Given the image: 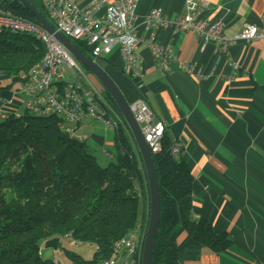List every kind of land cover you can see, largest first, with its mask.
Masks as SVG:
<instances>
[{"label":"crops","instance_id":"crops-1","mask_svg":"<svg viewBox=\"0 0 264 264\" xmlns=\"http://www.w3.org/2000/svg\"><path fill=\"white\" fill-rule=\"evenodd\" d=\"M204 1L208 8L203 18L221 21L227 38L244 25L264 28V0ZM151 10H162L171 19L180 17L185 0H137L134 25L141 38L137 51L141 77L125 70L117 52L102 58L107 64L102 70L128 106L137 99L145 101L154 118L164 123L168 139L182 144L180 156L193 177L192 216L226 233L234 244L217 255L178 228L179 264H264V40L237 42L222 56L211 44L201 50L191 33L140 29ZM151 41L173 50L175 59L166 70L154 62ZM3 81L0 75V120L20 115L23 105L20 85L10 82L15 89L10 97L1 91ZM84 140L92 149H101L103 157L113 158L104 150L114 146L113 131L92 122ZM142 187L146 193L144 178ZM145 200L143 220L148 216L146 195ZM96 251L92 244L53 237L41 243L39 253L51 264H87Z\"/></svg>","mask_w":264,"mask_h":264},{"label":"trees","instance_id":"trees-1","mask_svg":"<svg viewBox=\"0 0 264 264\" xmlns=\"http://www.w3.org/2000/svg\"><path fill=\"white\" fill-rule=\"evenodd\" d=\"M28 1L48 21L40 1ZM0 12L36 22L19 0H0ZM73 44L80 51L85 48ZM43 54L36 37L0 31V75L12 84H19L20 74L36 66ZM170 147L165 135L162 152L152 155L160 200L152 263L179 264L178 228L201 247L224 253L234 244L226 233L192 216L193 177L180 154H170ZM114 148L115 155L102 166L85 141L63 133L56 117L25 114L0 120V264H51L41 259L39 250L53 237L96 246L94 259L87 263L96 264L136 227L145 195L149 217L147 177L128 129L114 134Z\"/></svg>","mask_w":264,"mask_h":264},{"label":"built area","instance_id":"built-area-1","mask_svg":"<svg viewBox=\"0 0 264 264\" xmlns=\"http://www.w3.org/2000/svg\"><path fill=\"white\" fill-rule=\"evenodd\" d=\"M39 1L45 8L48 22L65 39L81 43L95 59L107 58L117 52L125 70L133 77H141L142 67L137 53L141 38L134 25L137 0H93L84 6L79 5L82 0ZM207 8L204 0H185L184 14L172 19L162 10H151L143 18L140 29L150 33L156 29L171 30L173 34L191 33L199 41L201 50L211 44L222 56H226L237 42L264 40V28L252 25H244L232 38L225 37L221 21L203 18ZM0 31L34 36L44 47L39 63L19 76V90L26 99L27 114L36 119L58 118L61 130L70 138H74L73 134L80 126L92 122L114 134L121 128L129 130L110 94L102 86V89L96 88L97 80L39 24L0 12ZM151 38L154 40L153 36ZM148 47L154 62L162 70H166L169 61L175 59L169 46L151 41ZM182 67L190 70L187 65ZM128 107L150 153L160 154L165 136L164 123L154 118L152 110L142 99L135 100ZM15 117L20 118L19 115ZM181 151L182 144L171 141L170 154L178 156ZM146 232L141 215L136 227L113 243L109 257L96 264H142Z\"/></svg>","mask_w":264,"mask_h":264},{"label":"water","instance_id":"water-1","mask_svg":"<svg viewBox=\"0 0 264 264\" xmlns=\"http://www.w3.org/2000/svg\"><path fill=\"white\" fill-rule=\"evenodd\" d=\"M33 15L36 23L41 28L53 35L56 40L70 53V55L78 61V63L85 68L110 94L113 98L117 108L128 126L130 133L135 141L137 151L141 157L145 174L147 177L149 196H150V214L148 227L143 247L142 264H153L152 255L155 246L156 234L158 231L159 215H160V200L158 191V181L150 153L140 131L138 125L135 123L128 104L124 100L120 91L113 83V81L106 75V73L92 60H90L82 51H80L72 42L65 39L58 33L54 27L36 10V8L28 0H19Z\"/></svg>","mask_w":264,"mask_h":264},{"label":"rangeland","instance_id":"rangeland-1","mask_svg":"<svg viewBox=\"0 0 264 264\" xmlns=\"http://www.w3.org/2000/svg\"><path fill=\"white\" fill-rule=\"evenodd\" d=\"M73 43L75 42V41H72ZM90 60H92V61H95V63L101 68V69H106L107 68V64L105 63V61H103L102 60V58L101 59H95L92 55H91V53L87 50V49H85V48H82V50H81ZM2 77H3V83H2V89H1V91L2 92H5V93H7L8 94V96H10L11 97V94L15 91V89L12 87L11 88V86H10V82H11V80H10V78L8 77V76H6V75H1ZM95 86H96V88H98V89H102V87H101V85H100V83H98L97 81L95 82ZM23 96L22 95H20V99H22L23 100V105H22V107L19 109V116L21 117V116H23V115H25V114H27V112L25 111V103H26V99L24 100L23 98H22ZM28 116L29 117H33L31 114H29L28 113ZM73 136H74V138L75 139H77V140H82V141H85L84 139H86V138H88V126H80L75 132H74V134H73ZM86 143H87V145H88V142L87 141H85ZM90 147V146H89ZM90 149L93 151V154H94V156L99 160V162H100V164L102 165V166H105V165H107L108 164V162L110 161L109 160V158H105V157H103V155H102V150L100 149V150H97V149H92L91 147H90ZM104 150H107L108 152H110L113 156L115 155V148H114V146H112V147H108V148H106V149H104ZM148 221H149V217L147 216V218H145L144 217V224H147V227H148Z\"/></svg>","mask_w":264,"mask_h":264}]
</instances>
